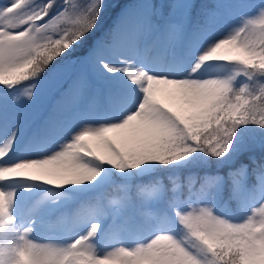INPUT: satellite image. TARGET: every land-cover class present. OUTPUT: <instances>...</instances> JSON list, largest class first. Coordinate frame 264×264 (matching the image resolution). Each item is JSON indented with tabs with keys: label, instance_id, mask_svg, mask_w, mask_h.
<instances>
[{
	"label": "snow or ice",
	"instance_id": "1",
	"mask_svg": "<svg viewBox=\"0 0 264 264\" xmlns=\"http://www.w3.org/2000/svg\"><path fill=\"white\" fill-rule=\"evenodd\" d=\"M105 7L0 4V264H264V139L239 135L264 132V0L231 23L222 0H143L107 30ZM52 90L39 121L5 111ZM69 186L97 195L39 241Z\"/></svg>",
	"mask_w": 264,
	"mask_h": 264
},
{
	"label": "rangeland",
	"instance_id": "2",
	"mask_svg": "<svg viewBox=\"0 0 264 264\" xmlns=\"http://www.w3.org/2000/svg\"><path fill=\"white\" fill-rule=\"evenodd\" d=\"M83 0H67L69 7L72 5H79ZM143 2V0H105L106 7L104 11L103 22L101 26L103 27H112L116 21L117 16L119 15L117 5H120L121 8H128L130 6L135 5L136 3ZM156 3H160L161 0H154ZM202 3L208 5L209 7L214 6L216 3L220 2V0H201ZM223 2V19L225 22L231 23L234 22L237 15L240 12H244L245 14H250V9L241 7L242 5H249L252 3H258L259 0H222ZM7 3V0H0V4ZM78 69L72 68L69 69L67 75L64 78L65 82H62V87L67 88L68 83H70L71 78L75 75ZM110 81V80H109ZM109 81L107 83H109ZM119 82L116 81L112 85H117ZM91 95V94H90ZM23 99V97H22ZM59 99V90H52V91H43L38 92L36 99L30 103H19L17 105H9L5 111L6 113L11 116L15 111L26 112L30 117H32L35 121H39L42 119L56 104V101ZM103 112H97L94 115L98 117H102L101 115ZM251 126V125H250ZM248 126V131L251 132L252 128ZM255 130H258L257 133L262 132L258 129L257 126H253ZM264 133V132H262ZM264 136V134H263ZM27 136H23L19 142L18 152L23 154V147L24 142L26 141ZM242 142H246V139H243ZM28 182L16 181L11 182L10 186L15 187L19 193L22 194H34L38 195L35 199H39L44 194V189L38 185H33L31 189H28V192H25L24 185ZM38 186V187H37ZM35 187V188H34ZM53 191H60L65 193L64 197H60L59 200L56 197L48 198L49 203H60L65 201L61 204L57 216L53 218V220L46 224L38 233L37 239L42 242H48L47 238L51 235H58L62 234L63 232L67 231V225L61 222L62 216H69L74 211H76L83 203L92 199L93 196L97 195L93 194H81L76 191L71 190V186L65 189H53ZM99 195H103L106 199L110 200H118L119 196L121 195L120 192H109L103 191ZM67 197H72V199H67ZM257 207L259 205H256ZM115 207V205H113ZM251 214V212H249ZM259 215V214H257ZM242 222V221H241ZM111 243V237H105L101 240L100 245L101 247H106L107 244Z\"/></svg>",
	"mask_w": 264,
	"mask_h": 264
},
{
	"label": "trees",
	"instance_id": "3",
	"mask_svg": "<svg viewBox=\"0 0 264 264\" xmlns=\"http://www.w3.org/2000/svg\"><path fill=\"white\" fill-rule=\"evenodd\" d=\"M101 28H103L105 30L108 29L107 26L106 27L101 26ZM250 128H252V131L251 132L248 131V129H249L248 127L247 128H243V129L240 130V133H239L240 139L241 140L246 139V142H243L244 144L253 145L256 142L264 139V136H263L264 133H262V132L257 133L258 130H255L254 131L255 128L253 126H250ZM205 170L206 169H203V168L189 167L187 169H184L183 172H184V174H187L189 172H199V173H203V171H205ZM207 170L208 171L214 170V166H213L212 169H207ZM220 171H221V173H223L224 172V169H220ZM181 180L182 181L184 180V176H181ZM169 183H170V181H169ZM197 187H199V184H197ZM104 191H106V193H109L110 191L111 192H118V191H116V190H114L112 188H108V189H106Z\"/></svg>",
	"mask_w": 264,
	"mask_h": 264
},
{
	"label": "bare ground",
	"instance_id": "4",
	"mask_svg": "<svg viewBox=\"0 0 264 264\" xmlns=\"http://www.w3.org/2000/svg\"><path fill=\"white\" fill-rule=\"evenodd\" d=\"M117 80H110L109 81V84H113V83H115ZM119 82V81H118ZM101 115H103V113L101 114ZM106 114L104 113V115L103 116H105ZM38 187V186H37ZM35 188V187H34ZM31 189V188H30Z\"/></svg>",
	"mask_w": 264,
	"mask_h": 264
}]
</instances>
